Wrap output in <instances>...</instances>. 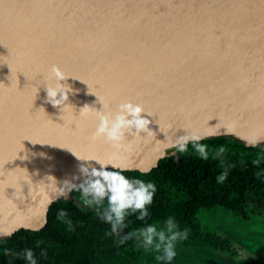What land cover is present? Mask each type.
<instances>
[{"label": "water", "instance_id": "95a60500", "mask_svg": "<svg viewBox=\"0 0 264 264\" xmlns=\"http://www.w3.org/2000/svg\"><path fill=\"white\" fill-rule=\"evenodd\" d=\"M54 64L66 108L46 98ZM125 100L148 134L125 133L127 150L90 141L95 108ZM224 127L206 139L264 147V0H0V232L41 231L79 165L100 167L82 158L150 173L177 136Z\"/></svg>", "mask_w": 264, "mask_h": 264}, {"label": "trees", "instance_id": "16d2710c", "mask_svg": "<svg viewBox=\"0 0 264 264\" xmlns=\"http://www.w3.org/2000/svg\"><path fill=\"white\" fill-rule=\"evenodd\" d=\"M208 145L209 159L195 155L189 144L188 151L175 152L162 159L150 173L125 171L129 177L139 176L151 180L157 186L149 215L143 221L135 215L126 217L128 232L146 223L163 225L172 216L177 228H187L188 237L179 241L183 247L221 252L229 251L227 238L205 232L197 216L201 210L221 206L231 213L248 219L246 208L250 201L264 210V147L244 146L227 137H214L202 141ZM226 147L225 162L231 164L228 176L217 183L216 176L222 170L219 161L211 153L217 145ZM257 159L259 164H253ZM259 172V175L257 174ZM71 199L54 202L47 214L46 226L38 232L19 230L11 237L0 240V264H27L22 257H6L3 248L20 251L32 248L37 264H156L145 250L139 249L132 239L118 244L117 237L107 235L109 225L100 218L97 209L106 207V201L89 206L78 189ZM59 209L66 215L57 219ZM46 255H41V249Z\"/></svg>", "mask_w": 264, "mask_h": 264}, {"label": "clouds", "instance_id": "9594fccd", "mask_svg": "<svg viewBox=\"0 0 264 264\" xmlns=\"http://www.w3.org/2000/svg\"><path fill=\"white\" fill-rule=\"evenodd\" d=\"M51 74L55 78L54 85H46L47 99L53 106H62L66 108L70 104L68 92L71 86L68 83H62L68 75L58 65L51 66ZM87 105V104H85ZM85 105L80 108L79 115L86 111ZM108 104L104 103L102 109H108ZM97 110L95 108L94 118L98 121L95 130L91 133L89 140L95 142L103 140L113 149H125L127 145L124 141L127 139L125 133H130L132 137L148 134L150 121L141 113H148L140 103H134L132 100L120 102L116 110ZM230 134V130L224 127L223 132H212L205 135L196 132H186L177 136L176 141L171 145L175 152L184 153L188 151L191 144L195 155L203 160L209 159L210 152L208 145L203 143L206 136ZM247 146L255 147L261 137H241ZM226 147L223 144L217 145L211 153L213 159L219 161L222 170L217 174V183H222L228 176V169L231 164L225 162ZM84 160H95L100 167H89L85 164L79 165L81 172L86 179L76 185L71 181L64 182L65 187H60L59 194H65L73 189H78L85 197V203L94 206L106 201V207L97 209L100 218L109 225L107 235L117 237V243L123 244L125 241L135 239L137 244L146 251H155V259L162 262H171L177 255L176 244L178 241L187 239L188 229L177 228L176 222L172 216H168L161 227L154 223H146L139 228L128 232L123 231L127 227L126 217L135 215L137 220L143 221L149 215V205L153 202V197L157 192V186L151 180H145L139 176L129 177L125 175L126 166L113 163L112 159H101L97 156L82 158ZM253 164H259L257 159L252 160ZM111 165L109 169L107 166ZM259 175V172L257 173ZM51 203V200H49ZM66 215L64 209H59L56 214L57 219H63ZM11 231L0 232V236H10ZM3 254L8 257H22L27 264H37V258L32 248H24L20 251L3 248ZM41 255H46V249H41Z\"/></svg>", "mask_w": 264, "mask_h": 264}, {"label": "rangeland", "instance_id": "374dc122", "mask_svg": "<svg viewBox=\"0 0 264 264\" xmlns=\"http://www.w3.org/2000/svg\"><path fill=\"white\" fill-rule=\"evenodd\" d=\"M246 213L247 220L221 206L198 213L197 220L203 231L228 239V252L194 250L183 247L178 241L177 255L171 262H162L155 259V251H145L155 259L156 264H264V210L250 201ZM132 242L144 250L135 239Z\"/></svg>", "mask_w": 264, "mask_h": 264}]
</instances>
